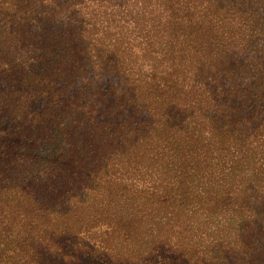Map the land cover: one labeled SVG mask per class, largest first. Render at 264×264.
Segmentation results:
<instances>
[{
  "label": "trees",
  "instance_id": "obj_1",
  "mask_svg": "<svg viewBox=\"0 0 264 264\" xmlns=\"http://www.w3.org/2000/svg\"><path fill=\"white\" fill-rule=\"evenodd\" d=\"M0 264H264V0H0Z\"/></svg>",
  "mask_w": 264,
  "mask_h": 264
}]
</instances>
